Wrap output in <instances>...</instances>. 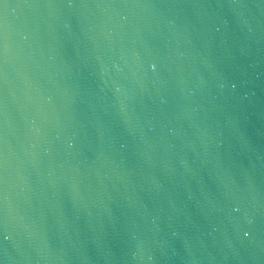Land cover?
Returning a JSON list of instances; mask_svg holds the SVG:
<instances>
[{"label": "water", "instance_id": "95a60500", "mask_svg": "<svg viewBox=\"0 0 264 264\" xmlns=\"http://www.w3.org/2000/svg\"><path fill=\"white\" fill-rule=\"evenodd\" d=\"M0 264H264V0H4Z\"/></svg>", "mask_w": 264, "mask_h": 264}, {"label": "snow or ice", "instance_id": "6c2138e0", "mask_svg": "<svg viewBox=\"0 0 264 264\" xmlns=\"http://www.w3.org/2000/svg\"><path fill=\"white\" fill-rule=\"evenodd\" d=\"M4 2V0H0V4H2Z\"/></svg>", "mask_w": 264, "mask_h": 264}]
</instances>
